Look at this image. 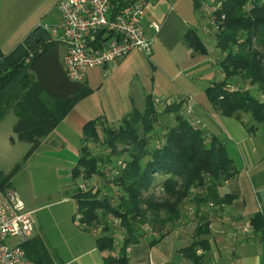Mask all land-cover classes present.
Instances as JSON below:
<instances>
[{"label":"trees","instance_id":"1","mask_svg":"<svg viewBox=\"0 0 264 264\" xmlns=\"http://www.w3.org/2000/svg\"><path fill=\"white\" fill-rule=\"evenodd\" d=\"M194 3L198 9L199 1ZM213 12L219 23L216 38L224 79L214 82L206 95L222 115L239 119L242 112L250 116L253 125L264 129V101L251 89L264 96V0H219ZM187 44L206 52L194 31L187 35ZM58 46L49 41L47 31L37 27L10 55L4 56L0 48V121L13 113L17 118L13 127L16 138L31 144L23 161L10 173L0 175V190L8 189L13 175L42 138L91 93L85 82H73L65 75L59 64ZM234 80L250 88L228 91L229 82ZM166 112L176 115L177 124L161 132L155 130L157 111L152 100L143 111L128 115L119 127H102V134L97 121L83 127L85 144L72 170L75 178L87 181L102 174L100 165L111 164L113 157L122 154L119 145L128 146L122 150L129 159L112 179L120 187L116 203L102 190L77 188L74 193L80 222L86 229L97 230L96 226L109 215L120 221L124 236L117 254L115 228L105 224L98 233L97 247L110 252L103 264H128V248L145 237L146 226L159 231L173 226L184 217L187 200L192 201L196 213L211 203L223 208L236 198L234 194L218 192L223 183L237 174L223 142L217 136H208L205 129L193 127L182 115V103L169 106ZM244 126L250 132L260 129L246 123ZM91 141L110 148V153L95 154L87 145ZM156 175L162 178L158 180ZM251 225L255 232L263 233V215L255 214ZM210 247L209 223L201 216L194 239L184 251L202 261L204 256H198L197 250L207 251Z\"/></svg>","mask_w":264,"mask_h":264},{"label":"crops","instance_id":"2","mask_svg":"<svg viewBox=\"0 0 264 264\" xmlns=\"http://www.w3.org/2000/svg\"><path fill=\"white\" fill-rule=\"evenodd\" d=\"M147 1L144 26L147 36L154 43L150 58L161 62L169 74L175 75L178 64L184 56L189 57L190 54L197 59V54H193V49L187 44V35L194 31L200 39L196 30L199 23L196 18L198 19L201 14L198 9L195 10L193 0ZM218 1L214 0L215 5ZM210 9L213 10V8ZM189 16L191 18H188ZM189 19L192 25L188 22ZM202 21L206 23L208 16L203 17ZM151 24L159 25L160 31L155 32L150 27ZM198 30L205 33L203 28ZM12 40L13 34H10L9 41ZM24 40H21L9 52L3 51L4 47L0 42L3 55H10ZM179 50L182 52L176 55L175 53ZM138 54L142 52L134 51L127 58L101 69L132 67L133 58L138 57ZM218 54L221 62L222 55L219 50ZM58 55L59 64L66 75L63 63L65 48L61 45L58 46ZM196 59L192 61L196 63L193 67L198 74L201 69H197ZM178 73L175 77L179 75ZM222 75L221 70H218L216 76L212 74L208 77L207 82L195 78L193 90L183 85L180 89L182 91L178 94L171 92L170 95H178L179 102L170 97L172 102L170 101L164 107L182 103V110L191 108L192 117L205 124V132L208 136L224 138L226 133L230 140L240 138L235 141L241 158L230 156L238 167V174L218 189L220 195L234 194L236 198L223 208L206 207L196 213H193L196 209L192 201L187 200L183 208L184 217L176 221L173 226L159 233L155 231L149 233L129 246L128 264H264V231L263 233L255 232L252 227V231L246 233L242 228L247 223L251 224L255 214L261 213L264 217V143L260 139L264 129L250 132L246 127H231V120L236 117H226L215 110L204 93L212 87L214 82L221 81ZM163 76L170 80L167 74L164 73ZM215 77H218V80H215ZM154 79L155 77H152L150 90L142 87L144 93H158ZM167 80L165 82H168ZM85 83L89 85L86 79ZM173 84L174 82L171 81L169 85L171 90L175 89ZM185 93L187 97L183 98L182 95ZM199 96H201L200 99H198ZM149 97L150 94H147L146 99L148 100ZM188 98L192 100L188 101ZM85 100L86 98L77 103L62 122L42 138L38 148L13 175L8 187L16 193L19 200L23 202L25 210L32 212L36 220L35 232L27 242L26 250L28 257L38 264H103L105 257L110 254L109 251H101L97 247L99 231L86 229L80 222L79 207L74 197L77 188L83 184L93 183V178L96 177L93 176L86 181L83 178H75L72 174L81 154V148L85 144L83 127L91 121L86 120L84 111H79ZM165 108L164 113L168 115L163 113L158 115V122L155 125L157 132L176 126V115L167 113ZM64 124H68V127H62ZM4 129L6 127H0V175L7 174L16 164L23 161L18 151H13L16 143L23 141L18 140L16 136H11L8 131L2 133ZM229 145L226 143L227 147ZM17 177L26 179L23 190L16 181ZM28 188L29 192H27ZM201 216H204L209 223L211 247L207 251L202 248L197 250L198 256H204L203 260L199 261L194 260L184 250L193 241L195 228ZM122 241L123 237H117L115 254L118 253Z\"/></svg>","mask_w":264,"mask_h":264},{"label":"rangeland","instance_id":"3","mask_svg":"<svg viewBox=\"0 0 264 264\" xmlns=\"http://www.w3.org/2000/svg\"><path fill=\"white\" fill-rule=\"evenodd\" d=\"M198 1L201 2L200 6L198 7V12L201 15H199L200 18H196V20L200 23H198L197 26L200 29L207 27L209 32L206 31L204 33L202 32V30H198V28H196V30L198 31L200 39L202 40V43L206 48V52L202 53L196 50L195 48H192L193 54H197V59L196 56L193 57L189 54V57L186 55L183 57L182 61L179 60L180 62L178 64L175 74L177 75V73L179 72V75L177 77H175V75H172L173 73L169 74L161 62H158L156 59L152 60V58H150L151 56H146L144 53L138 54V57L133 58L134 63H132V67L130 66L131 68L113 67L108 68L106 70L97 68L95 70H92L90 74L88 73L86 80H88V86L91 89V93L81 104L79 111L85 112V118H87V121H97V126L100 127L99 130H101L98 131L100 134H102V127H119L124 121V119L128 115L132 114L133 111H141L142 109H144V105L147 104L146 101L148 102L149 100H152L154 103V106L157 111L158 122V115H160L161 113L165 114L164 105L170 103L173 98H175L176 102H179L177 94L182 91L180 89L183 85L193 90V81L196 80L195 78L207 82L209 76H211L212 74H215L216 76L218 70H221L222 72L220 59H218L220 58V55L218 54L217 50L216 38V34L218 33L217 27L219 26V24L216 22V26H212L208 23V21H206V23L202 21L203 17L207 18V8H213L214 10L217 4L215 5L214 0ZM60 2L61 0H0V42L4 47L3 51H11L14 46L21 42V40H24L25 37L37 27H42L44 29L46 27L56 25L61 19V13L58 7ZM193 4L195 7L194 0ZM213 10L210 11V14L212 18L215 19ZM188 18L191 17L189 16ZM190 21L191 19H189L188 22L192 25L193 23L192 21ZM215 21L217 20L215 19ZM10 34H13L12 41H9ZM181 52L182 50H179L175 54L177 55ZM193 59L197 60V69H201L198 74L197 72H195V68L193 67V65L196 66V63L192 61ZM164 73L170 77V80H167L165 76H163ZM222 76L224 79V75ZM152 77H155L154 83L156 90H158V93H144L142 87L144 86V88L150 90ZM165 80H167L168 82H165ZM215 80H218V77H215ZM171 81L172 83L174 82V90L170 89L169 85ZM240 82L241 81L236 82L235 80L234 82H229L231 85L227 87V90L232 92L233 90L238 88L240 89L249 87ZM251 89L252 92L256 95V97H258L261 101H264V96L262 94L256 92V90L252 87ZM161 91H163L164 93H160ZM171 92H177L176 96L170 95ZM147 94H150L148 100L146 99ZM204 94L206 95V92ZM170 97H172L171 100ZM182 97L186 98L187 94H183ZM200 98L201 96H199L198 99ZM165 115L163 116L164 118ZM182 115H184L188 120H190L192 125L197 120L194 119L192 115H188L186 113V110H182ZM239 115L241 117L239 119L232 118L230 125L231 127H245L244 124L246 123L250 127H259L261 129V127L257 124L253 125L251 118L248 114L241 112L239 113ZM16 121V116L13 113H10L5 120L0 122V127H6V129H4L2 133H6L8 131L11 136H16L12 130V127L14 126ZM62 127H68V124H64V126ZM219 139H222L221 141L225 145L229 156L241 158L238 146L235 141H238L240 139L239 137H236L235 140H230L229 135L224 133V138L220 137ZM260 139L264 143V132L260 135ZM226 143L230 145L227 147ZM87 145L92 148L95 154L104 155L110 153V148H105L102 144H94L91 141L88 142ZM30 147L31 144L27 142H17L16 147L13 148V151H18V154L23 160L24 155L28 152ZM127 147L128 146L126 145H119L122 154L120 156L113 157L114 162H112L111 164L106 163L105 166L100 165V168L102 169V174H96V177L93 178V183L89 184L87 182L88 185H86V190H92L93 192H96L97 190H102L105 192V194L110 196L112 200L116 203V198L120 194V187L114 184L112 182V179L114 175L116 176V174H118L121 167L125 165L126 160L129 159V154L126 151H123ZM236 169L238 170L237 166ZM10 172L8 171V173ZM244 174H246V172H244ZM156 178L160 180L162 177L160 175H156ZM16 181L18 182V184H20V189L23 190V184L26 179L24 177H17ZM158 190L159 189L155 191L157 195L160 194ZM27 192H29V188L27 189ZM209 207L213 206L209 205ZM106 218L102 220V223L100 225L96 226L98 227L97 230L100 231L102 226H105V224H109L110 226L112 225L115 228L114 231L116 237H123L124 232L123 229L120 227V221L112 215H109L107 218V223ZM146 231V235L154 231H158V233L160 232L159 230L151 229L150 226H146Z\"/></svg>","mask_w":264,"mask_h":264},{"label":"built area","instance_id":"4","mask_svg":"<svg viewBox=\"0 0 264 264\" xmlns=\"http://www.w3.org/2000/svg\"><path fill=\"white\" fill-rule=\"evenodd\" d=\"M147 4V0H61L60 21L44 30L49 33L50 42L65 48L63 63L68 79L85 82L92 69L121 61L134 51L151 56L154 43L144 26ZM210 11L207 8L208 23L216 26L218 21ZM150 27L160 31L157 24ZM203 29L208 31L207 27ZM186 113L192 115L191 108ZM193 127L206 128L200 120ZM80 189L86 190V184ZM35 228L32 212L25 210L16 193L0 190V264H38L26 250ZM242 228L246 233L252 231L250 223Z\"/></svg>","mask_w":264,"mask_h":264}]
</instances>
